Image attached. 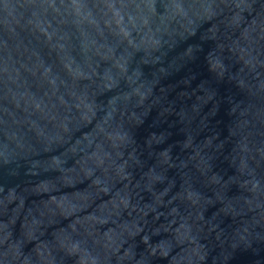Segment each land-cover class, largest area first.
Segmentation results:
<instances>
[{
  "label": "water",
  "instance_id": "1",
  "mask_svg": "<svg viewBox=\"0 0 264 264\" xmlns=\"http://www.w3.org/2000/svg\"><path fill=\"white\" fill-rule=\"evenodd\" d=\"M0 264H264V0H0Z\"/></svg>",
  "mask_w": 264,
  "mask_h": 264
}]
</instances>
